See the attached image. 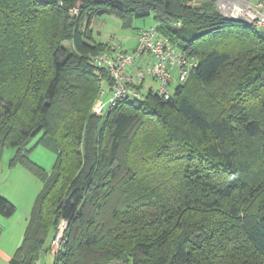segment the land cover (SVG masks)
Segmentation results:
<instances>
[{"label": "trees", "instance_id": "16d2710c", "mask_svg": "<svg viewBox=\"0 0 264 264\" xmlns=\"http://www.w3.org/2000/svg\"><path fill=\"white\" fill-rule=\"evenodd\" d=\"M104 14L151 17L196 66L168 98L92 113L111 82L90 61ZM36 135L49 172L28 157ZM8 146L42 180L10 264L40 261L61 219L52 264H264V40L213 0H0V158Z\"/></svg>", "mask_w": 264, "mask_h": 264}, {"label": "built area", "instance_id": "2783aa9c", "mask_svg": "<svg viewBox=\"0 0 264 264\" xmlns=\"http://www.w3.org/2000/svg\"><path fill=\"white\" fill-rule=\"evenodd\" d=\"M216 5L225 17L247 22L258 32L264 30V0H216ZM72 12L78 14V8L75 7ZM135 40V47L128 51L116 35H110L103 41L106 48L90 55L92 64L105 68L111 78L108 86L99 89L91 106L92 113L103 116L121 100L141 99L145 94L143 87L147 79L155 81V91L168 98L173 88L184 82L197 64L194 56L183 53L167 36L158 31L155 24L140 28ZM144 57L148 61L140 66L139 62ZM173 79L176 84L172 88ZM150 89L152 88H147L146 91ZM66 227V220L61 219L50 250L51 245L60 250ZM122 263L121 260H112L104 264ZM36 264L46 263L40 260Z\"/></svg>", "mask_w": 264, "mask_h": 264}, {"label": "rangeland", "instance_id": "374dc122", "mask_svg": "<svg viewBox=\"0 0 264 264\" xmlns=\"http://www.w3.org/2000/svg\"><path fill=\"white\" fill-rule=\"evenodd\" d=\"M206 0H192L193 5H200ZM214 7L219 11L216 0H213ZM224 16V15H223ZM153 20L151 17L136 18L132 20L130 27L123 26V20L114 14L95 15L91 18L88 29L91 31L93 40L104 41L110 35H116L123 43V46L131 51L136 44L135 34L142 27L151 25ZM69 48L70 43L64 41ZM146 56V55H145ZM149 80V79H148ZM146 80V83L147 81ZM150 81V80H149ZM104 85V81H102ZM176 82L173 79V86ZM153 90H156V82L152 83ZM146 89L143 93H146ZM38 135L29 140L28 146H33L28 154L29 159L35 161L42 166L47 172L52 170L55 161V151L42 144H36ZM16 152L15 146H8L4 149L0 158V195L6 197L15 206V211L10 216L0 215V264H10L9 260L22 238L30 210L33 202L38 194L42 180L35 176L31 171L21 165H10V161ZM57 228L55 230V235ZM60 241H58V244ZM59 247L51 245L48 252L43 257L51 261L53 256L58 253ZM52 251V253H51Z\"/></svg>", "mask_w": 264, "mask_h": 264}, {"label": "crops", "instance_id": "0c3cea01", "mask_svg": "<svg viewBox=\"0 0 264 264\" xmlns=\"http://www.w3.org/2000/svg\"><path fill=\"white\" fill-rule=\"evenodd\" d=\"M155 23L153 22L151 25H154ZM148 26H150V25H148ZM143 28V27H142ZM135 36H136V34H135ZM124 47V46H123ZM125 48V47H124ZM126 50H127V48H125ZM146 61H148L147 59H146V57H144L140 62H139V65L140 66H142V65H144L145 63H146ZM148 80V79H147ZM150 80V81H149ZM148 81H147V83L145 82V86L143 87V89L145 90V89H147V88H152L153 89V85H151L152 83H154V81L152 80V79H149ZM24 231V230H23ZM20 241H21V238H20ZM20 241L18 242V245H19V243H20ZM17 245V246H18ZM16 246V247H17ZM16 247H15V249H16ZM15 249H14V251H15ZM13 251V252H14ZM13 252H12V254H13ZM12 256V255H11ZM11 258V257H10ZM48 261V259H45V263L46 264H52L51 262L49 263V262H47Z\"/></svg>", "mask_w": 264, "mask_h": 264}, {"label": "water", "instance_id": "95a60500", "mask_svg": "<svg viewBox=\"0 0 264 264\" xmlns=\"http://www.w3.org/2000/svg\"><path fill=\"white\" fill-rule=\"evenodd\" d=\"M259 34H260V36L263 38V40H264V30H261V31H259Z\"/></svg>", "mask_w": 264, "mask_h": 264}, {"label": "bare ground", "instance_id": "6f19581e", "mask_svg": "<svg viewBox=\"0 0 264 264\" xmlns=\"http://www.w3.org/2000/svg\"><path fill=\"white\" fill-rule=\"evenodd\" d=\"M125 100H131V99H125Z\"/></svg>", "mask_w": 264, "mask_h": 264}]
</instances>
